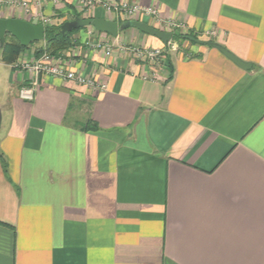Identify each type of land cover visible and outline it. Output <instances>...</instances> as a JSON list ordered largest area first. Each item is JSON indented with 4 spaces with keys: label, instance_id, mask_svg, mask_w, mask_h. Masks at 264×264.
Segmentation results:
<instances>
[{
    "label": "crops",
    "instance_id": "crops-1",
    "mask_svg": "<svg viewBox=\"0 0 264 264\" xmlns=\"http://www.w3.org/2000/svg\"><path fill=\"white\" fill-rule=\"evenodd\" d=\"M108 1L251 69L199 45L152 64L131 48L164 50L156 38L83 30L65 69L106 90L45 75L25 102L32 75L0 61V264H264V0ZM34 2L51 26L86 17L75 0ZM0 19L41 23L16 7Z\"/></svg>",
    "mask_w": 264,
    "mask_h": 264
},
{
    "label": "built area",
    "instance_id": "built-area-1",
    "mask_svg": "<svg viewBox=\"0 0 264 264\" xmlns=\"http://www.w3.org/2000/svg\"><path fill=\"white\" fill-rule=\"evenodd\" d=\"M78 4L79 13L83 15L90 14L96 8H102L106 13L111 14L112 16H119L126 21H138L142 17H152L157 18V11L151 8H141L135 5H129L124 2H110L108 0H75ZM34 0H0V9L2 8H19L24 12L25 15L31 17L32 19H40L43 26H51V21L49 19L43 18L42 15L38 12H33L32 5ZM34 5L36 3L34 2ZM85 19V18H84ZM160 26H164L159 24ZM172 28H181L180 26L174 25H165ZM97 33L95 31H90L88 34ZM102 42L89 40L86 42V46L95 50L103 49L106 56H110L112 50L109 46L101 44ZM169 44V43H168ZM169 45H167L168 47ZM170 47L165 48L164 50H142L139 48H131V53L135 58L139 60H148L150 63H158L164 55L167 53V50ZM173 51H176V46L173 45L171 48ZM65 60L63 55L51 56L47 52H43L38 58L30 60L19 59L13 67L15 69H20L26 72H29L33 78L24 85L19 91V97L25 102H32L34 99V94L39 87V81L41 76H52L66 81L74 82L79 86H86L94 91H105L106 86H97L95 82L91 80H85L81 77H78L73 72H70L65 69Z\"/></svg>",
    "mask_w": 264,
    "mask_h": 264
},
{
    "label": "water",
    "instance_id": "water-1",
    "mask_svg": "<svg viewBox=\"0 0 264 264\" xmlns=\"http://www.w3.org/2000/svg\"><path fill=\"white\" fill-rule=\"evenodd\" d=\"M91 28L95 32L105 34L111 38H117L118 35L127 30L133 29L144 35L156 38L164 46H167L173 39V34L164 33L151 28L141 21H126L118 23L115 21H106L103 19H84L77 18L73 21L65 22L61 26V33L69 34L75 30ZM13 38L22 48H29L32 44L43 42L45 39V28L41 23L32 24L20 19H0V50L3 48L6 36ZM199 46L212 48L221 53L230 62L238 68L248 71L251 65L242 62L223 46L209 41H198ZM1 124V116H0Z\"/></svg>",
    "mask_w": 264,
    "mask_h": 264
},
{
    "label": "trees",
    "instance_id": "trees-1",
    "mask_svg": "<svg viewBox=\"0 0 264 264\" xmlns=\"http://www.w3.org/2000/svg\"><path fill=\"white\" fill-rule=\"evenodd\" d=\"M81 18L80 15L75 16L74 20ZM91 19V18H90ZM45 28V39L43 41L44 47L38 48L34 51V55L38 58L44 51L49 53L51 56L63 55L67 51L76 47L79 43V40L73 38V35L78 33L80 30L72 31L69 34L61 33V26H44ZM86 30V29H85ZM100 34V33H98ZM173 40L179 44L178 50L182 43H188L189 45H198L197 42L200 41L199 35L195 34L192 31H187L183 35H173ZM36 44V43H35ZM164 48H168L165 46ZM30 48H22L13 38L6 36L5 44L0 50V61L5 65L15 64L23 54ZM169 60V59H168ZM168 68L171 69L169 61H167ZM171 70L170 77L171 78ZM82 130L85 132L96 130V126L93 124H86L82 127ZM3 170L6 172V165L3 160H1Z\"/></svg>",
    "mask_w": 264,
    "mask_h": 264
},
{
    "label": "rangeland",
    "instance_id": "rangeland-1",
    "mask_svg": "<svg viewBox=\"0 0 264 264\" xmlns=\"http://www.w3.org/2000/svg\"><path fill=\"white\" fill-rule=\"evenodd\" d=\"M84 16H86L85 17V19H92V17H90V16H88V15H84ZM83 16V17H84ZM114 18H115V22H118V23H122L123 22V20L121 19V17H117L116 18V16H114ZM138 21H140L139 19H138ZM159 25V24H158ZM87 30L88 32H90V31H94L93 29H91V28H84V29H81L80 31H83V30ZM156 30H158V31H162V32H164V33H169V34H173V35H183V34H185L186 32H187V30H185L184 28H172V27H167V26H160L158 29H156ZM88 36L90 37L91 35H89L88 34ZM205 37H199V39H200V41H208V40H205L204 39ZM93 40V39H92ZM86 41H87V39H86ZM96 41H98V40H96ZM40 44H42V42H39V43H36V44H32L31 46H34V47H36V46H40ZM169 46L168 47H170V49H168L167 50V52H169V54H174V52L175 51H173L171 48H172V46L173 45H175L176 46V50H178V48H179V44L177 43V42H175L173 39H172V41L168 44ZM131 47V46H130ZM186 47H188L189 48V44L188 43H182V45H181V47H180V49L181 50H183V49H185ZM30 48V47H29ZM28 51V50H27ZM176 53V52H175ZM169 54H167V55H169Z\"/></svg>",
    "mask_w": 264,
    "mask_h": 264
}]
</instances>
